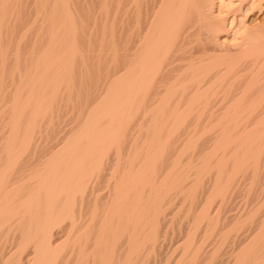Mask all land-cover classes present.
I'll return each instance as SVG.
<instances>
[{
    "label": "bare ground",
    "instance_id": "bare-ground-1",
    "mask_svg": "<svg viewBox=\"0 0 264 264\" xmlns=\"http://www.w3.org/2000/svg\"><path fill=\"white\" fill-rule=\"evenodd\" d=\"M263 2L0 0V264H147L175 195L193 264L240 170L229 264H264Z\"/></svg>",
    "mask_w": 264,
    "mask_h": 264
},
{
    "label": "rangeland",
    "instance_id": "rangeland-1",
    "mask_svg": "<svg viewBox=\"0 0 264 264\" xmlns=\"http://www.w3.org/2000/svg\"><path fill=\"white\" fill-rule=\"evenodd\" d=\"M262 13L264 14V8L260 12L259 11L254 12V14L251 17H252V19H254V21L255 20L261 21L263 18ZM215 127L218 128L219 126H212L208 130L209 132L207 131V133L213 134L214 131L216 130ZM208 143H210V142H208ZM212 164L213 163L208 165V167L204 171H202L201 175L203 178L201 179V183H200L201 186L199 185L198 186L199 188L196 190V194H195L196 199L194 197L191 201V204L192 203L195 204L197 209L200 208V206L202 205L203 198L207 194L206 193L207 189L210 187V184L212 183L213 177L217 172L216 166L214 164L213 165ZM208 170H209V172H207ZM238 172H236L235 174L232 175L228 185L223 189L222 193L220 195L217 194L213 198L215 200H211L212 202L210 201V203H209L208 209H210V207H211V209H210L211 212L209 210H208V212H210L209 216H213V219H212L213 223L211 222V220L204 218L205 220L202 219L201 221H199V223L196 224V231H198V232H194L196 234V237L194 234L192 246H194V247L197 246L198 250L201 251V253L199 251H197L198 256L196 255V257H198V258L195 257V260L197 263L194 260L193 264L194 263L195 264L202 263L201 256H203L204 254H206L207 252H209L213 248H217V253H216L217 256L215 259H213L214 261L212 260L209 264H212V263L213 264H225V263L229 264L231 254L234 251H236V249H238L239 247L242 246L241 237L244 238L249 233V230L252 226L251 224L249 225V222H247V224H244L243 225L244 227L243 226L241 227V225L236 227V228L231 227L233 222L235 221V219L238 216H240V217L242 216V214H241L242 213V206L241 205H242L243 200H244V198H243L244 190L241 191V189H242V187H241L242 186L241 170ZM259 189L260 188H257V190H259ZM257 193L259 194V191L254 193V194H256L255 197L258 196ZM222 194L224 197L222 196ZM225 194H226V196H225ZM176 197H177L176 195L173 196V199L169 202L168 207L165 211V218H163L164 221L163 220L161 221L162 225L160 226V236H159V240H160L159 243H160L161 248L159 247V249H160L159 253H156V254L151 253L149 255L150 258H149V261H147V264H154V263L155 264H158V263L159 264H172L174 261H176L180 257L179 254L182 255L181 253H183V248H184L183 244H184V238H185L184 234L186 231V227L190 222V220H189L190 217H187L184 212H181V213L175 215L176 216L175 217V216H172L173 213L171 214V211L173 212L175 209H177V205L188 206L187 205L188 199L185 201L179 202L178 201L179 199H176ZM178 198H180L179 195H178ZM223 198H224V200H222ZM194 200H196V201H194ZM220 208H221V211H220ZM215 210H217V211H215ZM219 211H220V215H219ZM166 218L168 221L166 220ZM182 219H183V221H182ZM209 221H210V224H208ZM225 222H226V224H225ZM211 224H212V226H211ZM209 225H210V227H209ZM194 238H195V241H194ZM163 240L166 242H164ZM176 244H177V246H176ZM154 257H156V258H154ZM157 258L159 259L158 261H157Z\"/></svg>",
    "mask_w": 264,
    "mask_h": 264
}]
</instances>
